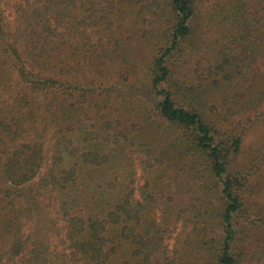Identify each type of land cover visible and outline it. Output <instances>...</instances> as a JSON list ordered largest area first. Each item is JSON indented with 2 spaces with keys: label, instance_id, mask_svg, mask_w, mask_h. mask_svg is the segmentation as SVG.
Segmentation results:
<instances>
[{
  "label": "trees",
  "instance_id": "obj_1",
  "mask_svg": "<svg viewBox=\"0 0 264 264\" xmlns=\"http://www.w3.org/2000/svg\"><path fill=\"white\" fill-rule=\"evenodd\" d=\"M8 7L0 264H264V0Z\"/></svg>",
  "mask_w": 264,
  "mask_h": 264
},
{
  "label": "rangeland",
  "instance_id": "obj_2",
  "mask_svg": "<svg viewBox=\"0 0 264 264\" xmlns=\"http://www.w3.org/2000/svg\"><path fill=\"white\" fill-rule=\"evenodd\" d=\"M8 3H10V0H0V7L5 11V14H8L10 11V8L8 7ZM262 109L264 110V105H263ZM261 117H262V113H259L256 117L257 121L255 120L256 123L251 124L253 127L248 129L249 131L247 132V136L245 137L244 146H243V153L241 154V156H246L247 154L250 153L251 150L254 151L256 149L257 145L260 144V141H258L257 137L258 138L262 137L263 132H264V126H263L264 121H263V123L260 122ZM258 135H260V136H258ZM262 235H264V232L262 233Z\"/></svg>",
  "mask_w": 264,
  "mask_h": 264
}]
</instances>
